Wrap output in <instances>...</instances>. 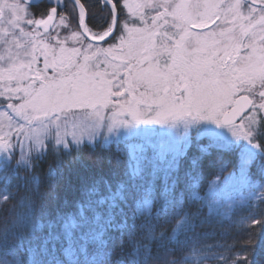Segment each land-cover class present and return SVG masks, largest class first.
I'll list each match as a JSON object with an SVG mask.
<instances>
[{"label": "snow or ice", "instance_id": "6c2138e0", "mask_svg": "<svg viewBox=\"0 0 264 264\" xmlns=\"http://www.w3.org/2000/svg\"><path fill=\"white\" fill-rule=\"evenodd\" d=\"M96 6L0 0V264H255L264 219L227 237L264 197V0Z\"/></svg>", "mask_w": 264, "mask_h": 264}, {"label": "trees", "instance_id": "16d2710c", "mask_svg": "<svg viewBox=\"0 0 264 264\" xmlns=\"http://www.w3.org/2000/svg\"><path fill=\"white\" fill-rule=\"evenodd\" d=\"M83 4H85L86 8L90 5L96 4L97 6L92 9L96 13V17L94 20L89 21L87 19V22L90 24H99L103 23V17L106 15V9L103 7V0H81ZM192 136H195V133L193 132ZM201 143L202 144H207L208 139L207 137H202L201 138ZM123 148V145H121ZM111 155H112V160H111V165L116 166V145H110L109 146ZM195 151V149H193ZM109 150H102L100 145H96L95 147L92 144L85 143L79 152L73 150L71 155H64L63 160L65 163L69 162L73 158L79 156L81 159L86 161L89 164L94 163L99 157L104 156L107 157L110 154ZM215 155V154H214ZM125 158L121 156V160L123 161ZM232 159L233 157L227 153L223 155V161L226 165V170L224 172V175H227L229 172L233 171L232 168ZM53 157L49 155L46 159L45 162L41 163L40 166L36 169L37 173L41 176L42 179L46 177L47 171H48V166L52 162ZM104 167H108V160L105 159L104 161ZM122 167V165H121ZM23 174V173H22ZM215 178V169H209L207 166L202 171L201 175V186H200V195L203 196L206 194L208 190V185L209 183ZM44 190H47V185H44ZM20 196L24 195V189H20ZM61 196L64 195L63 191L59 193ZM17 201H8L4 203H0V209H3L7 211L13 204H16ZM197 205H191V210L195 211ZM241 218H244L245 222L242 227H231L229 229L230 235L227 237V243L232 244L233 243V237H236L237 233H246L249 229H254L257 233L259 232L258 226H253L251 224V218L255 219H264V197H261L259 199H256L254 201H251L250 204H246L241 206L238 210L237 213L234 217L236 221H239ZM163 224V221H161ZM165 228L170 229L173 225L171 224H164L163 225ZM259 236L257 235V239ZM238 241L242 240V237L237 238ZM209 243H214V240H209ZM235 252L240 254V257L242 258L244 256L243 252H240L239 247L235 248ZM173 255H179L177 252H173ZM252 257L250 256L249 259ZM255 264H264V248H257L255 252Z\"/></svg>", "mask_w": 264, "mask_h": 264}, {"label": "rangeland", "instance_id": "374dc122", "mask_svg": "<svg viewBox=\"0 0 264 264\" xmlns=\"http://www.w3.org/2000/svg\"><path fill=\"white\" fill-rule=\"evenodd\" d=\"M194 133H195V131H193ZM193 132L191 133V135L193 134ZM195 135H196V133H195ZM245 195H247V193H245ZM254 201V200H253Z\"/></svg>", "mask_w": 264, "mask_h": 264}, {"label": "water", "instance_id": "95a60500", "mask_svg": "<svg viewBox=\"0 0 264 264\" xmlns=\"http://www.w3.org/2000/svg\"><path fill=\"white\" fill-rule=\"evenodd\" d=\"M82 3V2H81ZM86 22H87V17H86Z\"/></svg>", "mask_w": 264, "mask_h": 264}]
</instances>
